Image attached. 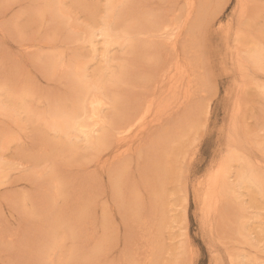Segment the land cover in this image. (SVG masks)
I'll return each instance as SVG.
<instances>
[{"label": "rangeland", "instance_id": "obj_1", "mask_svg": "<svg viewBox=\"0 0 264 264\" xmlns=\"http://www.w3.org/2000/svg\"><path fill=\"white\" fill-rule=\"evenodd\" d=\"M187 3L116 1L106 51L88 6L107 0H0V264H190L193 247L198 264H262L264 0L208 1L192 35L196 96L177 109L191 74L179 46ZM154 20L172 22L161 44L138 29ZM78 66L106 93L104 128L150 106L121 157L114 137L89 144L54 127L57 109H79L77 79L63 74Z\"/></svg>", "mask_w": 264, "mask_h": 264}, {"label": "bare ground", "instance_id": "obj_2", "mask_svg": "<svg viewBox=\"0 0 264 264\" xmlns=\"http://www.w3.org/2000/svg\"><path fill=\"white\" fill-rule=\"evenodd\" d=\"M107 1L110 3V5L113 6V5H115L116 1H119L120 3H122L123 1H126V0H116V1L107 0ZM208 1H210V0H189V4L187 3L189 5V6L187 5L189 9L185 15L184 22L182 23L183 25H180V23L176 24V27H179V25H180V29H181V33H179L178 30L176 33H179L180 35L182 34L179 46L181 47V50L183 52V56L185 55L184 56V62L187 66L190 67L189 72L191 73V74H188V73L186 74L187 77L189 76L187 78V85L183 86L184 92L180 93V94H182V96L180 97L181 100H180L179 104L177 105V109H178V107L183 105L187 100L189 101L191 98H194V96H196V91H197L196 89L198 87L197 81H199L200 78L198 75L199 72H198V74L196 73V70H198V69L195 68L196 65H195L194 60H196V59L194 57H196V56L193 53H195L197 50H196V48H195V52H194V50H192L193 46H194L192 44V40H193L192 35H194L193 33L195 32V29H197L199 26H201V24H204L203 22L208 18V16H207L206 19H204L205 16L207 15V14H205V9L208 6ZM209 5H210V3H209ZM241 6H242V4L240 5L239 11L242 8ZM243 7H244V5H243ZM243 11H244V9H243ZM155 21L156 20H154V22H153L154 25L151 24L148 26V24L140 22V25L138 26L139 31L141 33L145 34L147 40L150 42H155L154 39L151 38L152 36H157L158 38L161 39L162 33L163 34L165 33V35H169V33H167V30L169 29V25L172 24V22L169 21L167 23L165 22V23L159 25L158 24L159 22L156 21V24H155ZM175 23H178V22H175ZM96 29H97V33L99 34L98 36L102 37L103 44H104L105 50H106V48H108V46L112 43V40H115L116 34L114 33V31L111 28H107L104 26H100V28L97 27ZM202 29H203V27H202ZM152 33H154V34H152ZM91 34H93V33H91ZM91 34H89V36ZM123 35L124 34H122L121 36H123ZM178 37L179 36L177 35V38ZM177 38L171 37V40H172L171 45L173 47H175L174 50L177 47V45H176L177 44ZM161 42H162V39L160 40V44H161ZM172 46H171V48H172ZM172 50H173V48H172ZM173 52L176 53L175 51H173ZM173 52H172V56H173ZM182 52H181V54H182ZM104 54H105V59H108L109 55H107V52ZM196 55H197V53H196ZM183 56L181 55V57H183ZM261 59H262V53L260 50H257L254 53L250 54V61L252 60L254 64H260ZM179 62H181L180 59H179ZM175 63L177 64V66H175L176 68L181 69L183 67L182 64H178L177 62H175ZM181 63H183V62H181ZM166 64L164 65V63H162V65H159L157 61L156 62L154 61V65L156 66L155 70L158 71V73L155 71L156 74H160V76L161 75L165 76V74L168 75L169 74L168 70L171 66H169L168 63H166ZM165 66H166V68H165ZM160 67H162V68H160ZM175 69H174V73H175ZM183 69L184 68H182V70ZM81 70L82 69L78 66V67H75V69H73V71H69L68 73H63L66 77L68 76L69 79H72L73 75L77 79L76 82L79 84V87L77 90V95L79 98V105L80 106H79V109L77 112H75L73 110L72 111H70V110L66 111L63 108L57 109L55 115L53 116L54 117V127L57 129H60V130H64V131L78 130V132L81 133V135L84 137L85 141L89 144L90 143L96 144L97 139H101L102 135H109L111 137H114L117 144H116L115 149L112 151L114 154L112 156L113 157H121L122 153L119 149V146H120L119 145L120 143H118L119 140H121L122 137H124V135L126 133H129L134 128H136L138 125H141L142 123L144 124L145 117L148 115V112H150L149 111L150 106H149V104H145V105L140 104L139 106L134 108L133 111L131 112V114L129 116H127L126 118H124L123 121H121V123L119 125H115L116 127H114V128L113 127H109L108 129L104 128V127H107V124H106V117L103 114V109L106 107V105L109 102L107 100L106 93L102 90V88H99L97 83H95V82L90 83L89 78L85 79L84 71L82 70V72H81ZM176 72H178V71H176ZM183 74H185V73H183ZM192 74H193V76L191 77ZM171 75H172V77L176 76L175 74H171ZM171 75H169V76L171 77ZM164 76H163V78H164ZM176 77H178V76H176ZM165 78H167V77H165ZM177 79H180V78L178 77ZM182 79H183V76H182ZM201 79H202V77H201ZM168 80L170 81V78H168L166 81L169 82ZM172 82H173L172 84H174L173 87H175L176 89L182 88V87H180V84H183V83L179 82V80L173 79ZM169 92H171L172 95L176 93V91L174 92V89L170 90ZM180 94H178V95L180 96ZM171 100H173V99H171ZM165 108H166V106H165ZM159 111L161 113L162 111H164V108L158 110L157 112L155 111L154 113L156 114ZM221 174H222V171L220 170V173L218 171H215L214 174L212 175L211 180L207 184L209 186V190L207 192L206 199H205L204 203L207 204V201H211L210 199L213 197V195L215 193V189L218 185V181L220 180L219 177H221Z\"/></svg>", "mask_w": 264, "mask_h": 264}, {"label": "snow or ice", "instance_id": "obj_3", "mask_svg": "<svg viewBox=\"0 0 264 264\" xmlns=\"http://www.w3.org/2000/svg\"><path fill=\"white\" fill-rule=\"evenodd\" d=\"M88 7L95 9L96 15L100 17L99 23H101L102 26L107 27V28L112 27L110 20H109V16H110L109 10L113 7L112 5H110V4H105V5L94 4V5H89ZM209 127H210V125H209ZM193 165H195V160L193 161ZM195 255H196V249H195V247H193V251H192L193 259L191 260L190 264H198V262L195 259ZM262 264H264V261H262Z\"/></svg>", "mask_w": 264, "mask_h": 264}]
</instances>
